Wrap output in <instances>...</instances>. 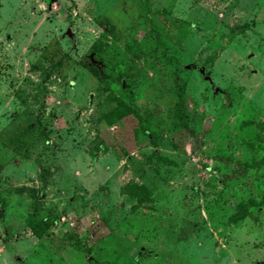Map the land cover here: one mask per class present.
Segmentation results:
<instances>
[{
    "label": "rangeland",
    "instance_id": "1",
    "mask_svg": "<svg viewBox=\"0 0 264 264\" xmlns=\"http://www.w3.org/2000/svg\"><path fill=\"white\" fill-rule=\"evenodd\" d=\"M262 155L264 0H0V264H264Z\"/></svg>",
    "mask_w": 264,
    "mask_h": 264
},
{
    "label": "trees",
    "instance_id": "2",
    "mask_svg": "<svg viewBox=\"0 0 264 264\" xmlns=\"http://www.w3.org/2000/svg\"><path fill=\"white\" fill-rule=\"evenodd\" d=\"M83 65L88 66V68L91 67V69H97L94 64L89 65V62L87 60L83 61ZM123 112L125 113V105L122 101L119 100L117 102V106L109 113V116H120L123 114ZM143 130L144 132H148L149 135H153L154 133L153 130H151L148 126H145ZM260 161L261 163L264 164V155H262V157L260 158ZM128 192L129 194L136 196L139 200V203L143 200L142 198H145V197L149 198L150 196L149 190L142 184H134L133 187H131L128 190ZM44 223H45V220H39L36 217L32 216L28 224L31 226L34 232H36L38 235H41L46 230V225H44Z\"/></svg>",
    "mask_w": 264,
    "mask_h": 264
}]
</instances>
